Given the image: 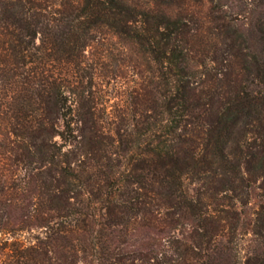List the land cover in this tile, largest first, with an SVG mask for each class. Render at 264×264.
Listing matches in <instances>:
<instances>
[{
	"label": "trees",
	"instance_id": "16d2710c",
	"mask_svg": "<svg viewBox=\"0 0 264 264\" xmlns=\"http://www.w3.org/2000/svg\"><path fill=\"white\" fill-rule=\"evenodd\" d=\"M235 1L0 0V232L33 231L17 264H264V196L239 208L264 186V0ZM105 36L151 75L116 134L84 80Z\"/></svg>",
	"mask_w": 264,
	"mask_h": 264
},
{
	"label": "rangeland",
	"instance_id": "374dc122",
	"mask_svg": "<svg viewBox=\"0 0 264 264\" xmlns=\"http://www.w3.org/2000/svg\"><path fill=\"white\" fill-rule=\"evenodd\" d=\"M223 2V6L226 7V3L229 4L226 8L235 14L238 2L235 0H223ZM207 5L208 3L206 2L204 9L207 8ZM100 41L102 45L93 44V46L86 48L85 56L87 60L86 65H84V71L99 72L105 75L100 77L94 74L92 79L86 77L84 80L91 85L89 95L96 104V114L102 116V123L105 126L104 130L111 132V134L112 132L116 134L115 130L118 129L119 125H122L126 130L129 129L128 126H124L126 123L124 118L131 117L133 113V106L130 103L131 95L134 96L136 91L140 92L142 86L148 82L151 75L147 72L140 74V69L144 68L143 62L136 66L133 61H129L128 57L132 55L131 50H126L119 43L117 37L109 38L105 36ZM130 154L131 152H129L128 156ZM119 161L125 164L127 156L122 157L119 154ZM262 182V179L256 180V186L252 192L253 197L250 198V202L247 205L241 204L239 208L249 212L257 207L258 198L264 196V186H260ZM31 232L33 233V231ZM31 232L18 231L12 234L4 231L0 232V264H17L11 243L19 240L28 242L32 239ZM237 233V237L234 239L237 240L242 249V245L245 244V239L248 235L243 233L242 227L238 229Z\"/></svg>",
	"mask_w": 264,
	"mask_h": 264
}]
</instances>
